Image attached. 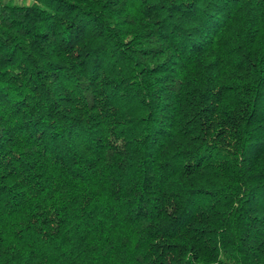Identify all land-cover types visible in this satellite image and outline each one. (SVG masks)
I'll use <instances>...</instances> for the list:
<instances>
[{"label": "trees", "instance_id": "1", "mask_svg": "<svg viewBox=\"0 0 264 264\" xmlns=\"http://www.w3.org/2000/svg\"><path fill=\"white\" fill-rule=\"evenodd\" d=\"M0 264H264V0H0Z\"/></svg>", "mask_w": 264, "mask_h": 264}]
</instances>
